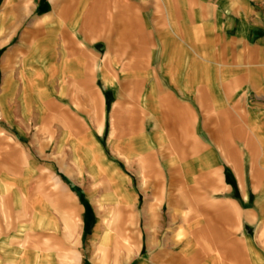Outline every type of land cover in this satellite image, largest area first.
I'll use <instances>...</instances> for the list:
<instances>
[{
  "label": "crops",
  "instance_id": "1",
  "mask_svg": "<svg viewBox=\"0 0 264 264\" xmlns=\"http://www.w3.org/2000/svg\"><path fill=\"white\" fill-rule=\"evenodd\" d=\"M0 264H264V0H0Z\"/></svg>",
  "mask_w": 264,
  "mask_h": 264
},
{
  "label": "trees",
  "instance_id": "2",
  "mask_svg": "<svg viewBox=\"0 0 264 264\" xmlns=\"http://www.w3.org/2000/svg\"><path fill=\"white\" fill-rule=\"evenodd\" d=\"M89 232H90V228L88 226V227H86V235H88Z\"/></svg>",
  "mask_w": 264,
  "mask_h": 264
}]
</instances>
